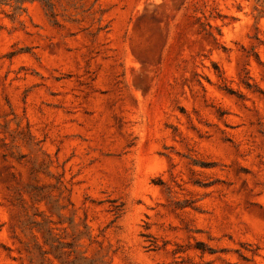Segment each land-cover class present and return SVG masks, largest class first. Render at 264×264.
<instances>
[{
  "label": "rangeland",
  "instance_id": "obj_1",
  "mask_svg": "<svg viewBox=\"0 0 264 264\" xmlns=\"http://www.w3.org/2000/svg\"><path fill=\"white\" fill-rule=\"evenodd\" d=\"M17 7L0 264H264V2Z\"/></svg>",
  "mask_w": 264,
  "mask_h": 264
},
{
  "label": "trees",
  "instance_id": "obj_2",
  "mask_svg": "<svg viewBox=\"0 0 264 264\" xmlns=\"http://www.w3.org/2000/svg\"><path fill=\"white\" fill-rule=\"evenodd\" d=\"M5 0H0V5H3V2ZM16 2V4L18 5V9H24V5L26 3H35V2H39L41 3L42 5L44 6H49L50 5V0H14ZM264 2V0H262ZM259 14H260V18L261 17H264V8L263 10L259 11Z\"/></svg>",
  "mask_w": 264,
  "mask_h": 264
}]
</instances>
